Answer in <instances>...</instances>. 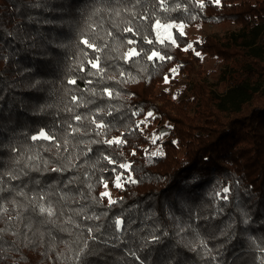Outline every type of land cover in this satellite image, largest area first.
I'll use <instances>...</instances> for the list:
<instances>
[{"label": "trees", "instance_id": "trees-1", "mask_svg": "<svg viewBox=\"0 0 264 264\" xmlns=\"http://www.w3.org/2000/svg\"><path fill=\"white\" fill-rule=\"evenodd\" d=\"M0 188V264H264V0H0Z\"/></svg>", "mask_w": 264, "mask_h": 264}, {"label": "snow or ice", "instance_id": "snow-or-ice-1", "mask_svg": "<svg viewBox=\"0 0 264 264\" xmlns=\"http://www.w3.org/2000/svg\"><path fill=\"white\" fill-rule=\"evenodd\" d=\"M214 3L219 4V3H220V0H214ZM201 6H203V5H201ZM169 27H171V26H169ZM125 31H132V29H130V28H129V29H125ZM109 35H110V33H109ZM148 42L151 43V41H148ZM81 43H84L85 45H87V46L90 47V48H91V47H94V45L91 44V43H90L89 41H87V40H82ZM129 43H133V41H129ZM189 47H191V45H189ZM138 54H139V53H137L135 49H131V50L129 51V53H128L129 57H131V56H135V55H138ZM196 55L199 56L200 53L197 52ZM154 57L157 58V59H159V60H161V61L164 60V59H166V58H167V59H172V57H170V56H169V57H165V56L161 55L159 52H156V51H153V52L151 53V55L148 56V59L151 61V60H153ZM92 66H93V67H97V64H96V63H93ZM171 71H175V69H172ZM165 82H166V83L168 82V78H167V77H165ZM70 83H74V81H70ZM105 91H107V89H106ZM109 94H110V93H109ZM147 115H148L149 117H151V116L153 115V113H152V112H148ZM76 119H77V120H80L81 117L77 116ZM97 127H98V128H103L104 125H103V124H98ZM75 131H78V129H76ZM41 138H42V139H45V140H52V139H53V137L50 136L49 134H46V132H45L44 130H41V131L39 132L38 135H36V136H32V139H33V140H37V139H41ZM115 142H116V143H122V141H120L119 139H117ZM107 143L112 144L113 141H112V140H109V141H107ZM174 143H175V142H174ZM153 155H155V153H153ZM106 159H107V157H106ZM110 162H113V163H114V161H110ZM121 167H127V165H121ZM52 171H53V172H58V171H62V169H61V168H53ZM7 175H9L11 179H17V178H18V177H16V176L12 175V173H7ZM117 181H119V177H117ZM116 186L119 187V186H120L119 183H117ZM105 187H107V185H105ZM3 190H4L3 188H0V191H3ZM224 191H225V192H228V189L225 188ZM18 194H19V195H25L22 191L19 192ZM101 195H103V196H109V193L104 192V193H102ZM38 199H39V200H44V199H45V194H41V195H39ZM109 203H114V201H112V200L109 198ZM38 206H39V212H40L41 214H46L48 217H53V216H55L56 213H55V211H54V209H53V207H52L51 204H49V205H47V206H44V205H38ZM119 223H120V222L117 221V224H119Z\"/></svg>", "mask_w": 264, "mask_h": 264}, {"label": "rangeland", "instance_id": "rangeland-1", "mask_svg": "<svg viewBox=\"0 0 264 264\" xmlns=\"http://www.w3.org/2000/svg\"><path fill=\"white\" fill-rule=\"evenodd\" d=\"M162 26V27H161ZM171 25H160L161 27V31L162 34L164 36H166L167 38H170V33H171V27H169ZM221 26V25H220ZM219 25L216 24H198V25H177V27L183 31L189 34L190 37H195L197 35L200 34H204L207 32H221L222 31V27H220ZM202 65L203 67L206 69V73H207V78L209 81L215 82L217 81L216 77H219L220 75V65L219 62L217 63L213 58L209 57L208 55L203 56L202 58ZM166 86H168V84H165ZM170 88L175 87L172 86L171 84H169ZM168 123V122H167ZM163 126L159 125L156 135L157 134H161V132L164 131ZM106 185V184H105ZM103 187V191L109 193V195L111 194V190L110 188L107 187Z\"/></svg>", "mask_w": 264, "mask_h": 264}]
</instances>
